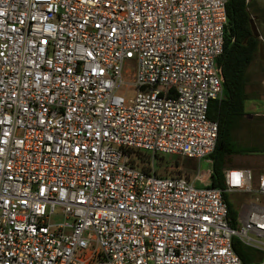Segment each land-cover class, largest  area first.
I'll list each match as a JSON object with an SVG mask.
<instances>
[{
	"label": "built area",
	"instance_id": "1",
	"mask_svg": "<svg viewBox=\"0 0 264 264\" xmlns=\"http://www.w3.org/2000/svg\"><path fill=\"white\" fill-rule=\"evenodd\" d=\"M225 6L0 0V264H264V206L233 225L226 202L264 198V172L227 168L215 188L211 168L153 164L211 159Z\"/></svg>",
	"mask_w": 264,
	"mask_h": 264
},
{
	"label": "trees",
	"instance_id": "2",
	"mask_svg": "<svg viewBox=\"0 0 264 264\" xmlns=\"http://www.w3.org/2000/svg\"><path fill=\"white\" fill-rule=\"evenodd\" d=\"M250 4L248 0H226L227 22L224 27L223 51L217 60L224 95L221 99L210 101L207 109V117L218 123L215 147L209 156L212 160L208 183L210 187L223 188L225 156L264 151V148L253 145H240L233 137V130L244 123L248 114L246 101L250 98H258L257 91L252 92V94L247 92V87L251 81L249 68L259 50H264L256 20H254L249 9ZM136 155L139 162L144 163L142 167L145 168L148 155L145 152H136ZM187 168L195 170V167L191 165H188ZM226 202L228 216L232 224L235 225L237 212L229 199ZM232 245L244 263L262 259V253L259 250L244 245L238 239L234 238Z\"/></svg>",
	"mask_w": 264,
	"mask_h": 264
},
{
	"label": "rangeland",
	"instance_id": "3",
	"mask_svg": "<svg viewBox=\"0 0 264 264\" xmlns=\"http://www.w3.org/2000/svg\"><path fill=\"white\" fill-rule=\"evenodd\" d=\"M250 4V11L253 14L254 20L257 23L258 33L262 36L264 41V0H248ZM264 50L261 49L257 53L251 67L249 68L250 83L247 87V92L257 91V96L261 98V88L258 83L264 76ZM264 95V94H263ZM260 102V101H257ZM247 116L244 123L237 126L233 130V137L240 145H253L258 148H264V115L255 114L257 112L264 113V106L257 105V109L247 103ZM256 110H258L256 112ZM246 121V122H245ZM211 159L205 157L199 161L182 158L180 156H159L155 157L153 164L160 174L171 176H185L190 179L196 174L197 168L200 172H205L212 167ZM143 166L144 163H139ZM195 167L188 169L187 166ZM147 166V162L145 163ZM241 167L250 170L252 183L255 184L259 175L264 172V151L253 152L249 154H231L225 156L223 168ZM206 182L208 180L206 179ZM229 202L233 205L237 214L244 215L249 208L264 206V198L255 192L250 193H231L228 196Z\"/></svg>",
	"mask_w": 264,
	"mask_h": 264
},
{
	"label": "crops",
	"instance_id": "4",
	"mask_svg": "<svg viewBox=\"0 0 264 264\" xmlns=\"http://www.w3.org/2000/svg\"><path fill=\"white\" fill-rule=\"evenodd\" d=\"M260 39H262V36H260ZM262 43H263V46H264V41L262 40ZM261 50H259V52H260ZM263 55H264V53H262ZM259 87L261 88V90H263L262 92H261V94H262V96H261V98H250V99H248L247 101H246V111H247V107H248V105H247V103H249L250 105H253L256 109H257V105H263L264 106V76L260 79V81H259ZM257 101H260V102H257ZM258 110H256V112H257ZM255 114H260V115H264V113H259V112H257V113H255Z\"/></svg>",
	"mask_w": 264,
	"mask_h": 264
}]
</instances>
